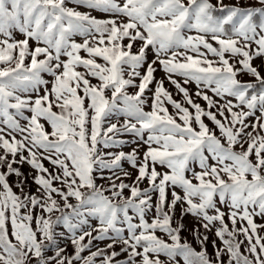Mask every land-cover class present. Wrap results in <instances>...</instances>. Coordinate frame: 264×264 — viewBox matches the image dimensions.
Masks as SVG:
<instances>
[{
  "label": "snow or ice",
  "instance_id": "6c2138e0",
  "mask_svg": "<svg viewBox=\"0 0 264 264\" xmlns=\"http://www.w3.org/2000/svg\"><path fill=\"white\" fill-rule=\"evenodd\" d=\"M256 3L0 0V264H264Z\"/></svg>",
  "mask_w": 264,
  "mask_h": 264
},
{
  "label": "rangeland",
  "instance_id": "374dc122",
  "mask_svg": "<svg viewBox=\"0 0 264 264\" xmlns=\"http://www.w3.org/2000/svg\"><path fill=\"white\" fill-rule=\"evenodd\" d=\"M214 2H215V0H213V3H214ZM235 2H237V0H225V3H235ZM243 2H244L245 5H247V4H251V5L254 6V7H259V4L256 3V0H243ZM69 6H70V7H75L74 5H69ZM78 10H80V11H86V9H84V8H79ZM93 15H97V13H93ZM149 55H150V57H151V53H150ZM258 64H260V60H259V59H257V60L255 61L254 66H255V65H258ZM262 74H264V73H262ZM163 75H164V74H163L162 72H159V71H158L157 74H156L157 79H161V78H163ZM239 78H240L242 81H253V78L250 77V76H247V75H243V76H241V77H239ZM93 82H95V81H93ZM165 87L168 88L169 91L173 92V95H174V98H175V99L179 100V99L181 98L179 95H176V93H175V89H174L173 86H171L167 81L165 82ZM188 87H189L190 91H193V92L195 91V85H190V86H188ZM209 95H211V93H209ZM197 102H198V103H201L202 106L205 105V102L202 101V100H197ZM168 107H169V111L172 112V111H173L172 107H171L170 105H169ZM205 122H206V123H209V126H210V127L212 126L211 123H210L209 121L206 120ZM217 134H218V133H217ZM124 138H125V139H131V137H124ZM123 150L126 151V152H128V151H131V148H130V147H125ZM124 167H125L126 169L131 170V169L129 168V165H128L127 163L124 164ZM21 171H22L26 176H27L30 172H32L30 166L27 165V164L21 166ZM33 174H34V173H33ZM133 178H134V177H133ZM15 179H16V178L13 177V180H15ZM126 182H127V183H131V181H126ZM98 183H102V184H103V183H105V182H104V181H98ZM28 185H29L30 190L34 192V191H35V186L32 185L31 179L28 180ZM147 186H148V185H147V182H146V181H145L143 184L140 185L141 188H144V187H147ZM29 188H26L25 190L27 191V190H29ZM14 190L18 191V189H14ZM125 194L127 195V192H126ZM154 199H155V197H154ZM73 203H74V201H73ZM179 211H180V210H179V208H178V209H177V217H176L177 220H179ZM257 222L259 223V221H257ZM184 223H185L186 228H187L188 230H185V231L182 232V237L187 238V239L189 240V242H191L192 247H193L196 251H200V250H201L200 245H199L195 240H193V238H192V236H191V233H190L191 228H192V227L194 226V224H195L194 219H193L191 216L185 217ZM58 230L63 231L62 228H59ZM201 232H204V230L201 229ZM206 234L208 235V241L206 242L207 251H208L209 255L212 256V255H214V251H213V247H212V242L215 241L217 247H222V244H221V241L215 236V234H214V230H213L212 232H208V233H206ZM158 235H162V234H161V233H158ZM261 235H264V232H262ZM64 243H66V241L61 240V246H63ZM67 250H68L69 253H71V252L73 251L72 246L70 245V243L68 244V249H67ZM93 250H94V249H93ZM117 250H119V249L117 248ZM242 250H243V249H242ZM85 255H87V253H85ZM225 259H227V257H225Z\"/></svg>",
  "mask_w": 264,
  "mask_h": 264
}]
</instances>
